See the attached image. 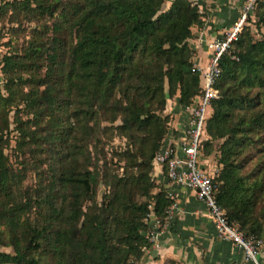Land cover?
Wrapping results in <instances>:
<instances>
[{
	"label": "trees",
	"instance_id": "16d2710c",
	"mask_svg": "<svg viewBox=\"0 0 264 264\" xmlns=\"http://www.w3.org/2000/svg\"><path fill=\"white\" fill-rule=\"evenodd\" d=\"M165 1L0 0V21L16 24L9 31L35 23L25 45L0 57V245L11 247L0 264L48 254L53 264H134L151 245L146 215L172 202L151 175L171 127L167 99L185 107L202 93L190 44L202 12L193 0ZM254 26L264 28V0L219 59L200 154L214 159L213 194L228 221L264 237V32L255 38ZM12 109L16 163L5 151ZM102 118L126 139L115 153L128 163L106 176L98 201Z\"/></svg>",
	"mask_w": 264,
	"mask_h": 264
},
{
	"label": "crops",
	"instance_id": "0c3cea01",
	"mask_svg": "<svg viewBox=\"0 0 264 264\" xmlns=\"http://www.w3.org/2000/svg\"><path fill=\"white\" fill-rule=\"evenodd\" d=\"M196 1L203 22L194 27L190 44L196 52L193 61L206 64L211 53L208 43L240 17L247 0ZM169 108L172 120L164 144L176 143L189 119L188 111L177 100L171 101ZM199 164L208 171L215 168L210 155L200 154ZM154 176L172 198L175 211L171 223L144 249L141 264H254L232 241L219 237L213 218L193 188L168 179L159 164L154 165ZM257 258L264 264V244L259 247Z\"/></svg>",
	"mask_w": 264,
	"mask_h": 264
},
{
	"label": "built area",
	"instance_id": "2783aa9c",
	"mask_svg": "<svg viewBox=\"0 0 264 264\" xmlns=\"http://www.w3.org/2000/svg\"><path fill=\"white\" fill-rule=\"evenodd\" d=\"M193 1L197 4L196 0ZM255 1L247 0L240 17L222 35L208 43L211 53L206 64L192 61V70L200 74L202 93L191 105L185 106L189 119L183 135L176 143L163 144L154 156V164L165 165V174L168 179L195 190L197 197L204 202L213 218L220 238L232 241L242 249L245 259L254 264H262L257 258V253L259 247L264 244V237L245 236L237 226L228 221L223 207L216 201L213 194L215 168L213 171H208L199 164L200 143L208 107L212 99L220 95V91L215 86L220 74L219 59L238 38ZM174 211L175 203L172 201L163 208L164 215L152 211L147 213V227L144 234L149 242H155L160 231L171 223ZM134 264H141V259L135 260Z\"/></svg>",
	"mask_w": 264,
	"mask_h": 264
},
{
	"label": "rangeland",
	"instance_id": "374dc122",
	"mask_svg": "<svg viewBox=\"0 0 264 264\" xmlns=\"http://www.w3.org/2000/svg\"><path fill=\"white\" fill-rule=\"evenodd\" d=\"M170 0H166L164 3V7L166 8L169 6ZM43 20L50 21V18H45ZM11 24L7 21H0V57L1 55L6 52L10 51L12 49L20 48L22 45H25L27 43V39H29L31 35V28L34 27L35 23L27 22L26 20H23L21 26L18 28L16 32L9 31V27ZM264 32V28L257 29L255 26L253 28V33L255 38L261 37L262 33ZM38 40H41L40 38ZM42 68V72H43ZM4 75L0 71V88L2 92H5L3 83H4ZM171 101H175L174 98H168L167 103L165 106V110L170 112V104ZM173 105V104H172ZM13 113L14 109H12L9 113V120H10V126L9 128L12 129L10 131L9 137H10V144L7 146L5 151L9 154L10 158L16 163L19 158H21V155L17 153V151L14 148V139L17 136V130L14 128V123L12 122L13 119ZM23 117H26L23 114ZM60 117L62 119V124L67 123V114H60ZM63 117V118H62ZM64 119V120H63ZM117 120L115 121V123ZM111 123L107 120L102 118L101 120V127L99 128L98 138L96 139V149L99 151L96 158H100L98 162L99 166V182L97 185V200L100 201L102 199L103 193L106 192L109 187L105 184L106 176L109 179L110 176H112L113 173H120L122 171V167H118V165L124 166V164L128 163V160L125 158H121L119 160L118 154H116V151H123L126 148V139L124 137H121L116 134V131L113 128H110L109 125ZM93 143L90 145V149L94 150ZM28 157V152L26 154ZM117 163L115 164L114 162ZM110 162H112L110 164ZM109 167V168H107ZM108 173V175H107ZM152 177L154 178V169L152 170ZM35 172L30 169L27 172V177L24 180V184L32 185L35 183ZM156 179V178H154ZM157 180V179H156ZM161 183V182H160ZM165 188V187H164ZM0 249H6L10 250V246L3 247L0 245ZM42 264H53L54 258L50 256L49 254L46 256H43L41 260Z\"/></svg>",
	"mask_w": 264,
	"mask_h": 264
}]
</instances>
